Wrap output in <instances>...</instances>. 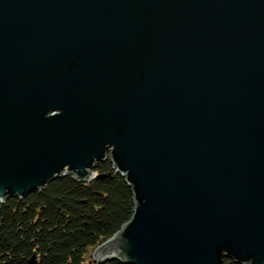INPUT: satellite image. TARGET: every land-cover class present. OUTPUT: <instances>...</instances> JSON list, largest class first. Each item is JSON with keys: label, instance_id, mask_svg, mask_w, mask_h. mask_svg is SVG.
<instances>
[{"label": "water", "instance_id": "95a60500", "mask_svg": "<svg viewBox=\"0 0 264 264\" xmlns=\"http://www.w3.org/2000/svg\"><path fill=\"white\" fill-rule=\"evenodd\" d=\"M107 159L96 262L264 264V0H0V201Z\"/></svg>", "mask_w": 264, "mask_h": 264}, {"label": "trees", "instance_id": "16d2710c", "mask_svg": "<svg viewBox=\"0 0 264 264\" xmlns=\"http://www.w3.org/2000/svg\"><path fill=\"white\" fill-rule=\"evenodd\" d=\"M94 172L88 182L67 174L0 201V264H124L96 262L92 251L130 219L132 192L109 159Z\"/></svg>", "mask_w": 264, "mask_h": 264}, {"label": "rangeland", "instance_id": "374dc122", "mask_svg": "<svg viewBox=\"0 0 264 264\" xmlns=\"http://www.w3.org/2000/svg\"><path fill=\"white\" fill-rule=\"evenodd\" d=\"M92 253H93V251H92ZM93 257V256H92ZM94 259V258H93Z\"/></svg>", "mask_w": 264, "mask_h": 264}]
</instances>
